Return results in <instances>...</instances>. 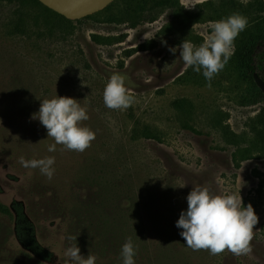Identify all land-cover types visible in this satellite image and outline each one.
<instances>
[{"label": "rangeland", "instance_id": "1", "mask_svg": "<svg viewBox=\"0 0 264 264\" xmlns=\"http://www.w3.org/2000/svg\"><path fill=\"white\" fill-rule=\"evenodd\" d=\"M209 1L179 0L189 19L171 9L132 18L128 5L115 0L109 10L68 20L33 0H0V204L23 202L54 254L45 262L26 250L14 218L0 210V264H73L66 255L73 244L83 256H96V264H123L128 237L138 246L135 264H264V158L237 168V147L218 126L224 120L242 136L264 104H243L251 87L227 72L234 70L231 59L209 87L203 69L185 78L189 67L179 55L185 39L199 46L211 34V13L198 8ZM114 73L125 76L134 97L127 110L104 104ZM58 96L76 99L90 117L81 126L96 139L82 153L62 145L49 152L55 141L31 119L43 100ZM184 98L193 102L191 117L173 106ZM136 126L151 127L160 140L135 138ZM21 157H54L53 178L24 168ZM195 187L212 195L241 190L244 206L251 203L259 217L251 255L214 256L186 246L176 223Z\"/></svg>", "mask_w": 264, "mask_h": 264}, {"label": "clouds", "instance_id": "2", "mask_svg": "<svg viewBox=\"0 0 264 264\" xmlns=\"http://www.w3.org/2000/svg\"><path fill=\"white\" fill-rule=\"evenodd\" d=\"M211 34L203 43L195 45L185 39L179 45V55L187 67L194 68L203 76L211 87V81L229 63L235 54V40L249 25L248 18L235 13L226 19L209 22ZM196 25H194L195 27ZM149 40L148 34L144 37ZM166 44V42H164ZM174 55L176 48H169ZM104 104L112 110H127L135 102L134 97L126 87L124 75H111L103 94ZM87 110L76 99L57 97L42 101L39 112L31 117L39 120L47 129L48 138L55 143L48 148L56 151V145H62L66 150L84 152L92 146L96 133L81 122L89 119ZM20 163L24 168L39 169L40 173L51 180L55 173L54 157L25 160ZM239 193L229 195H212L207 187H195L187 196L188 207L182 211L176 227L183 229L181 237L186 246L194 251L206 250L211 255L231 252L236 256L251 255L254 228L259 223V217L249 203L244 206ZM69 237V240H76ZM66 255L73 264H96L97 257L81 254V249L73 244L66 250ZM138 255V246L132 237H128L122 245L121 257L123 264H135L134 257Z\"/></svg>", "mask_w": 264, "mask_h": 264}, {"label": "trees", "instance_id": "3", "mask_svg": "<svg viewBox=\"0 0 264 264\" xmlns=\"http://www.w3.org/2000/svg\"><path fill=\"white\" fill-rule=\"evenodd\" d=\"M25 2L26 0H21ZM40 4L38 0H33ZM123 4L129 8H125V14L130 13L129 17L133 18L132 14L142 15V10L158 11L171 9L177 15L178 19H189L192 16L187 15L189 12L185 10L179 0H121ZM130 1V4L128 2ZM111 6L107 7L109 10ZM199 9L205 8L211 13L209 19L211 21H219L226 19L232 14L239 13L248 18L249 25L235 40V54L231 58V65H234V70L227 71L231 74L240 76L241 82H248L250 89L242 96L243 104L246 105H263L264 95L257 87L254 74L257 73L264 81V1L263 0H213L198 6ZM48 9V8H47ZM51 11L50 9H48ZM129 10V11H128ZM52 12V11H51ZM202 12L194 16L196 20L200 19ZM142 17V16H141ZM140 17V18H141ZM138 18V17H137ZM151 21H154L152 19ZM134 24L133 26H135ZM94 37V41L98 42ZM194 68L189 67L186 76L194 73ZM188 83L187 80L183 81ZM173 106L183 113L186 117H191L194 111L193 102L189 99H179L174 102ZM220 131L224 136L225 141L237 147L233 154V162L237 168L240 167L244 160L258 156L264 158V106L260 112L249 120L246 124L244 134H235L230 126L224 120L218 121ZM135 138H145L160 140V137L149 126H136L133 131ZM243 143H248L249 146L242 147ZM262 187H264V182ZM0 210L3 214L14 218L15 234L19 243L37 258L45 262H51L54 254L47 249L38 238L36 223L28 215L26 206L21 201H14L11 208L0 204Z\"/></svg>", "mask_w": 264, "mask_h": 264}, {"label": "water", "instance_id": "4", "mask_svg": "<svg viewBox=\"0 0 264 264\" xmlns=\"http://www.w3.org/2000/svg\"><path fill=\"white\" fill-rule=\"evenodd\" d=\"M48 9L65 17L68 20H80L103 11L115 0H38ZM257 87L264 95V81L254 74Z\"/></svg>", "mask_w": 264, "mask_h": 264}]
</instances>
